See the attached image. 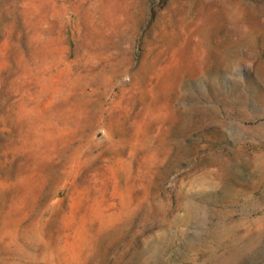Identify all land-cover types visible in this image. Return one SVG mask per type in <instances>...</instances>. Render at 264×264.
<instances>
[{
    "label": "rangeland",
    "instance_id": "rangeland-1",
    "mask_svg": "<svg viewBox=\"0 0 264 264\" xmlns=\"http://www.w3.org/2000/svg\"><path fill=\"white\" fill-rule=\"evenodd\" d=\"M0 264H264V0H0Z\"/></svg>",
    "mask_w": 264,
    "mask_h": 264
}]
</instances>
